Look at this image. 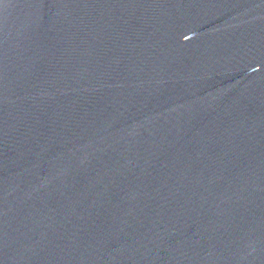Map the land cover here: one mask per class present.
<instances>
[{"label":"water","instance_id":"1","mask_svg":"<svg viewBox=\"0 0 264 264\" xmlns=\"http://www.w3.org/2000/svg\"><path fill=\"white\" fill-rule=\"evenodd\" d=\"M0 264H264V0H0Z\"/></svg>","mask_w":264,"mask_h":264}]
</instances>
